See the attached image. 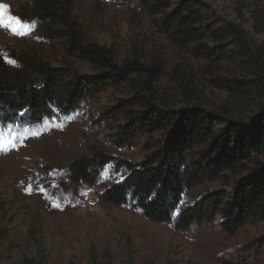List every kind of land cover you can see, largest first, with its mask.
Returning a JSON list of instances; mask_svg holds the SVG:
<instances>
[{
	"label": "trees",
	"instance_id": "1",
	"mask_svg": "<svg viewBox=\"0 0 264 264\" xmlns=\"http://www.w3.org/2000/svg\"><path fill=\"white\" fill-rule=\"evenodd\" d=\"M72 4L32 0L27 11L42 43L11 51L14 63L0 53V131L68 114L86 98L118 90L122 96L102 112L112 123L111 140L122 148L142 139L145 154L134 162L102 150L77 156L69 163L75 183H92L111 163L124 175L102 199L148 221L188 230L196 221L218 218L232 233L264 220V42H251L239 23L217 16L204 0H139L153 29L185 58L204 62L208 72L233 66L237 75L212 79L231 103L210 110L190 80L178 81L176 93L162 97L164 60L154 54L145 60L137 51L119 57L88 37ZM255 28L264 30V12L255 14ZM45 42L57 43L65 59L54 64ZM243 108L252 110L247 119L235 114ZM207 183L222 186L183 202L187 192ZM3 239L0 224V258ZM20 264L40 262L23 255Z\"/></svg>",
	"mask_w": 264,
	"mask_h": 264
},
{
	"label": "rangeland",
	"instance_id": "2",
	"mask_svg": "<svg viewBox=\"0 0 264 264\" xmlns=\"http://www.w3.org/2000/svg\"><path fill=\"white\" fill-rule=\"evenodd\" d=\"M204 1L217 16L239 23L251 42H264V30L255 28V14L264 12V0ZM31 2L0 0L7 17L29 26L23 35L0 26V53L7 61H13L11 51L42 43L37 22L27 11ZM72 10L88 37L119 57L136 51L145 60L153 54L161 57L166 70L158 85L162 97L174 95L178 81L190 80L208 109L231 103L212 79L237 75L233 66L224 63L208 72L204 62L185 58L153 29L139 0H73ZM45 54L54 64L65 59L57 43L45 42ZM70 61L81 71H92L87 64ZM117 96L122 95L110 89L82 100L68 114L0 131V264H20L23 255L40 264H264V220L232 233L223 230L218 218L177 230L102 199L103 190L124 175L111 163L92 183L72 180L69 163L77 156L102 150L134 162L145 154L142 139L122 148L111 140L112 123L103 120L102 112ZM243 109L235 114L247 119L252 110ZM220 186L195 187L183 202L193 203Z\"/></svg>",
	"mask_w": 264,
	"mask_h": 264
},
{
	"label": "snow or ice",
	"instance_id": "3",
	"mask_svg": "<svg viewBox=\"0 0 264 264\" xmlns=\"http://www.w3.org/2000/svg\"><path fill=\"white\" fill-rule=\"evenodd\" d=\"M6 7V5L0 4V26L5 27L13 34H26V31L29 29V26L27 24L22 23L18 18L7 17L5 12ZM9 62L14 63V61ZM33 135H35V133H33Z\"/></svg>",
	"mask_w": 264,
	"mask_h": 264
}]
</instances>
